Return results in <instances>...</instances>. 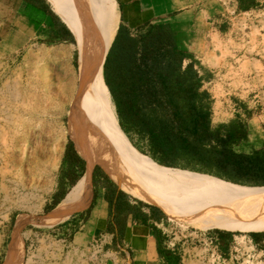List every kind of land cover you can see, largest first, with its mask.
<instances>
[{
    "label": "crops",
    "instance_id": "1",
    "mask_svg": "<svg viewBox=\"0 0 264 264\" xmlns=\"http://www.w3.org/2000/svg\"><path fill=\"white\" fill-rule=\"evenodd\" d=\"M73 1L78 12L83 14L87 0ZM110 1L115 6V17L103 55L101 77L117 125L127 140L129 135L142 140L148 148L149 160L165 169L192 171L190 173L212 177H215L213 173L226 174L225 156L221 159L218 155L205 152L211 146H217L218 143L212 138L204 148L196 149L198 146L192 145V151L185 150L169 139L171 150L158 156L171 166L159 165L152 159L144 125L148 124L154 131L166 135L175 130V123L169 118L170 107L164 103L168 91H177L175 87L169 89L170 82L171 86L180 83L185 88H195L198 93H207L210 100L209 132H217L218 138H224L225 129L229 126H241L243 137H239L236 142H228L225 145L227 150L250 155L263 149L264 132H259L254 125L252 133L248 132L253 113L244 112L247 108L238 106L229 109L233 112L229 120L212 122L214 103L207 87L212 82H222L217 73L222 60L219 57L222 45H213L212 37L222 43L226 41L230 31V10L239 7V0ZM33 42L64 46L75 52V61L77 59L74 32L48 0H0V49L17 52ZM209 75L218 80L209 78ZM117 113L122 116L117 118ZM141 117L145 123L140 121ZM176 148L186 153L184 161L174 157ZM201 149H204L203 152ZM77 152L76 147L70 145H66L63 150V170L46 202L49 211L65 198L89 170L87 163L85 169L86 161ZM76 156L82 161L81 164L76 161ZM227 170H231L230 166ZM89 175L90 196L82 210L85 211L82 219L77 222L80 225L77 232L80 240H95L103 246H110L128 264H192L190 262L196 260L203 264L200 256L192 254L193 251L187 253L185 249H181L179 261H172L171 242L163 239L166 222L163 209L133 198L97 166L91 168ZM71 179L75 180L73 186L69 185ZM110 183L124 195L109 196L112 189ZM107 195L110 198L108 201L105 199ZM208 235L217 241L219 247L227 245L228 236L224 232ZM247 238L264 262V232H249ZM189 249L196 250L198 247Z\"/></svg>",
    "mask_w": 264,
    "mask_h": 264
},
{
    "label": "rangeland",
    "instance_id": "2",
    "mask_svg": "<svg viewBox=\"0 0 264 264\" xmlns=\"http://www.w3.org/2000/svg\"><path fill=\"white\" fill-rule=\"evenodd\" d=\"M48 1L61 16L64 12L82 14L73 0ZM97 7V0H87L83 13L97 18ZM230 13V31L226 41L222 43L212 37L213 45H222L221 65L217 69L222 82H212L207 87L213 96L212 122L229 120L233 116L230 110L243 106L247 108L244 112L253 113L249 134L253 125L259 132H264V0H239V7H232ZM77 69L75 52L64 46L33 42L17 52L0 49V264H124L117 250L95 240L84 242L77 235L80 227L77 222L85 212L82 210L87 205L91 185L81 208L63 220L49 222L60 202L50 211L46 202L62 173V154L68 144L76 147L77 153L86 161L85 169L86 163L89 169L79 181L85 179L93 166H97L133 198L144 201L143 195L160 193L157 184L138 177L115 155L109 158L104 151L94 149L95 153L90 152L87 157L77 148L68 133V120L58 96ZM128 142L138 153L149 157L142 140L129 135ZM181 151L176 148L174 157L184 161L187 156ZM102 152L104 155H100ZM105 162L113 170L107 168ZM117 178L128 189L122 187ZM164 212L163 239L171 242L172 261H179L181 249L187 253L193 251L196 256H205L197 249L187 250L194 247L187 240L192 232H224L228 236L227 245L218 249L225 261L232 256L233 264L242 260V264H264L263 257L248 241L249 232L195 228L172 213ZM190 263L200 264L197 260Z\"/></svg>",
    "mask_w": 264,
    "mask_h": 264
},
{
    "label": "bare ground",
    "instance_id": "3",
    "mask_svg": "<svg viewBox=\"0 0 264 264\" xmlns=\"http://www.w3.org/2000/svg\"><path fill=\"white\" fill-rule=\"evenodd\" d=\"M97 1V18L85 13L62 12L76 37L78 69L58 96L68 120V133L77 148L87 157L95 150L104 151L109 158L116 156L138 177L157 184L160 193L149 192L143 195L144 201L172 213L186 225L231 232H264V187L238 186L210 176L165 169L147 160L129 144L117 125L101 77L115 6L110 0ZM67 110L70 112L65 113ZM105 163L109 168L110 164ZM117 182L127 188L120 178ZM89 191L87 173L57 205L49 222L63 220L81 208Z\"/></svg>",
    "mask_w": 264,
    "mask_h": 264
},
{
    "label": "trees",
    "instance_id": "4",
    "mask_svg": "<svg viewBox=\"0 0 264 264\" xmlns=\"http://www.w3.org/2000/svg\"><path fill=\"white\" fill-rule=\"evenodd\" d=\"M170 57H173V55ZM168 87L169 89L174 87L177 89V91L173 92L168 91L167 98L164 99V103L170 107L171 114L169 118L171 122L175 123V130L169 135H166L154 131L148 124L144 125L146 129L144 132L147 135L152 159L156 160L159 165L171 166V164L163 162L158 156L160 153L162 154L165 151L171 150L168 144L169 139L173 142L176 141V143L183 146L185 150L192 151L193 149L190 148L192 145L198 146L196 149H199V147L204 148V145L208 144L212 138L216 143L220 144V147L218 144V147L213 145L208 148V151L205 150V152L218 155L221 159L225 156L224 167L226 169V174L213 173V176L224 182H230L238 186H264V147L261 150L254 151L250 155L230 152L225 148V145L228 142H236L239 137H243L241 126H229L225 129L224 138H218L217 132H209L208 117L210 100L208 99L207 93L204 91L198 93L195 88L191 86L185 88L180 83L172 84L171 86L169 82ZM121 116L122 115L117 113V118ZM139 119L141 122L145 123L142 117ZM202 150L204 149L200 151L203 152ZM75 159L80 164L82 163L77 156ZM229 162L230 165H228ZM228 166H230L231 170H227ZM104 179H106L105 176ZM74 181L73 179L69 180V185H72ZM109 186L112 187L109 196L112 197L116 194L124 195L121 191L117 190L112 183H110ZM105 199L108 201L110 198L107 195Z\"/></svg>",
    "mask_w": 264,
    "mask_h": 264
},
{
    "label": "built area",
    "instance_id": "5",
    "mask_svg": "<svg viewBox=\"0 0 264 264\" xmlns=\"http://www.w3.org/2000/svg\"><path fill=\"white\" fill-rule=\"evenodd\" d=\"M187 240L189 241L188 243L190 246L193 245L198 247L197 250L201 251L202 254H205V256L201 255V261L203 260L205 264H233L232 256L227 261L223 259V255L218 249L219 244L209 236L208 233L192 232ZM187 240H185V243ZM247 260H250V258H247ZM242 261L239 264H242ZM124 264L128 263L124 262Z\"/></svg>",
    "mask_w": 264,
    "mask_h": 264
}]
</instances>
